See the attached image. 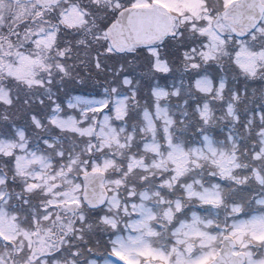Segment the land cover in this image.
I'll return each instance as SVG.
<instances>
[{"label": "snow or ice", "instance_id": "1", "mask_svg": "<svg viewBox=\"0 0 264 264\" xmlns=\"http://www.w3.org/2000/svg\"><path fill=\"white\" fill-rule=\"evenodd\" d=\"M0 264H264V0H0Z\"/></svg>", "mask_w": 264, "mask_h": 264}]
</instances>
